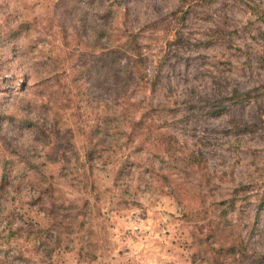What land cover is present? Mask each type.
<instances>
[{
  "label": "rangeland",
  "instance_id": "rangeland-1",
  "mask_svg": "<svg viewBox=\"0 0 264 264\" xmlns=\"http://www.w3.org/2000/svg\"><path fill=\"white\" fill-rule=\"evenodd\" d=\"M125 1L99 19L117 5L0 0V23L36 27L19 36L33 51L0 52V186L4 162L40 170L0 188V264H210L219 240L238 237L249 259H220L264 264V0ZM105 21L110 38L132 32L143 53L146 78L127 88L114 66L108 80H91L102 62L82 72L101 56L86 47L109 38L97 28ZM130 113L145 115L136 133ZM141 136L173 143L179 157L155 154L125 181L121 164ZM44 177L57 214L37 187Z\"/></svg>",
  "mask_w": 264,
  "mask_h": 264
},
{
  "label": "trees",
  "instance_id": "trees-1",
  "mask_svg": "<svg viewBox=\"0 0 264 264\" xmlns=\"http://www.w3.org/2000/svg\"><path fill=\"white\" fill-rule=\"evenodd\" d=\"M99 1L104 4H109L111 8L117 5L116 9H109V10L107 9V12L105 14L98 15L99 19H104V15L106 17H113L116 10L118 8H121L122 5L126 4L125 0H99ZM1 13H5V11H2ZM31 22L32 21L24 20V19L19 20L17 18H14L13 20H10L9 18H7L5 19L4 23H0V52L3 55L9 54L10 51L12 52L17 51V56L21 58L24 54L27 53L29 49H32L33 51L36 48V46L33 47L36 42L32 39H31L32 43L26 45V47L21 46L20 41H19L20 34L27 33L30 35L29 33L30 29L27 30L29 25L33 29L36 28L34 23L32 22L33 23L32 24ZM81 22L86 23V22H89V20L83 19ZM108 23L109 22L105 21V23H102L97 28L101 33L108 35L109 38L106 41H102L100 39L95 40L94 42L92 41L90 45L86 47L87 49L92 50V51L99 49L101 52V56L96 57L90 65L86 64L85 66H83L84 69L82 70V72L87 73L88 71H91L94 68L97 62H102L103 74L92 75L91 80H93L94 78H99V80H102V77L108 80L110 76L115 77L113 74H108L110 70H112L113 66L116 67V69L118 70V73L121 72L119 78L122 79L123 82H125V84H123L124 87H126L127 84L129 83L131 84L132 82H134L136 76H138L140 79H145L146 73H144V68H143V63H144L143 53L140 50V44L138 43L136 35L133 34L132 32L130 34H126L127 32L121 29V32L122 34L125 35V37L123 39H119L118 37L112 39L110 38V36H112L113 30L109 29L110 27H108ZM75 28L78 30L81 29L80 26L79 27L75 26ZM93 28H94V25H90L88 28L84 30H86L87 32V29L92 30ZM90 32L91 31H89V33ZM78 40H80V36ZM83 43L84 42H80V44H83ZM97 72H99L98 68H97ZM119 78H116L115 80H118ZM3 79L5 82L10 81L8 78H3ZM79 83L85 84L81 82ZM92 88L93 87H87L86 90H88V92L82 93L83 97H85L86 99L90 101H94L93 98L91 97L92 94H90V91L93 92V90H91ZM22 89L25 90V87L22 86ZM122 96L123 98L126 97V101L128 105L136 104V102L129 101V96L127 97V92H123ZM103 100H106V99H103ZM101 101L98 100L97 102L99 103ZM103 106L107 109V107L109 106V102L107 100L104 101ZM123 110L124 111H122L119 114V118L121 119L126 117L128 111L130 110L129 106H124ZM106 116L107 118H109V114ZM144 118H145V115L140 119H136L135 115L133 114L131 115L130 113L129 121L131 123V126L133 127V130H135V133L138 128H142L144 126ZM137 139H138L137 146L133 148V151L131 152L132 154L130 156H127L128 158L122 162L121 164L122 167L118 173V176L121 177L125 181H126V178L128 177L125 176V174L127 173H124V172L131 170L130 167L133 165H136L135 167L138 168V167H141V165L147 166V164H154L153 155L155 154L170 153L171 155H175L179 157L177 151H172L174 149V145L171 142L160 143V141L157 138H153L152 140H150L151 137H148V136H141V137H138ZM148 144H151L153 148L149 147V150L146 152ZM143 153H145V155ZM13 165H9L8 162L2 163V175H1L2 182H1L0 188H4L5 185L7 183L12 182V180H17V181H19V179L25 180V177L33 169L37 170L36 174H38L40 171L39 166L34 164L32 160H31V165L29 166L31 168H22V167L16 168V167H13ZM10 175H13V178L7 179ZM44 180H45V177L43 178V183L37 187L41 189L40 192L46 195L47 201L50 203V205H52V207H50L51 212L53 211L55 214H57V212L59 211V208L62 206L61 203H59L60 197H58L50 187L43 186ZM40 200L42 202H46L45 200L41 198ZM258 202H259L258 209L262 210L264 208V195L259 198ZM233 204L234 203H232L231 206H234ZM47 215H48V219L51 220L52 214L47 213ZM52 218L53 220L55 219L57 222L58 216H54ZM226 218L227 217L225 213H223V217H221V221H219L218 225H220V223L224 221L228 222V219ZM224 227L225 226H223V228ZM225 230L228 231L226 227H225ZM225 234L228 235V232H225ZM238 238H239V242H236V239H235V241L232 243H227V240H223V241L219 240L220 248L216 250V254L218 256H215L213 258L212 263L210 262V264H233V262L228 263V261L226 260L227 257L221 260L220 253H226V255L231 254L233 259L236 258L237 254H241L246 259H249L248 243L245 244L244 239H242L241 237H238ZM204 253L205 255H207L209 252L205 251ZM205 255L202 256L203 260L207 258ZM247 264H258V263L252 260V261H249Z\"/></svg>",
  "mask_w": 264,
  "mask_h": 264
}]
</instances>
